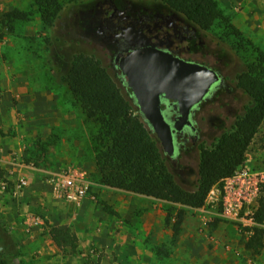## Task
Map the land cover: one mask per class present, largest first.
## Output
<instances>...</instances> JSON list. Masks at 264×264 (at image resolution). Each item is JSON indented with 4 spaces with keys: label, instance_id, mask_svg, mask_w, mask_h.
<instances>
[{
    "label": "rangeland",
    "instance_id": "1",
    "mask_svg": "<svg viewBox=\"0 0 264 264\" xmlns=\"http://www.w3.org/2000/svg\"><path fill=\"white\" fill-rule=\"evenodd\" d=\"M217 1L244 37L264 50V20L259 19L252 28L253 21L243 18L248 12L251 16L255 8L245 9L236 0L231 4ZM13 9L27 12L28 19L2 22L3 13ZM125 10L184 17L194 35L183 42L189 49L180 50V55L214 68L220 76L222 87L208 93L192 113L194 137L178 134L174 155L164 153L170 171L183 187L195 186L199 147L212 144L229 131L250 103V97L237 86L246 58L235 49V43L222 39L221 29H200L162 0H79L63 8L50 30L44 28L34 0H0V181L8 182L9 187L20 179L26 181L16 195L0 190V253L14 264H264V235L262 246L248 248L250 236L237 235L235 221L222 216L219 203H212L222 183L202 206L182 208L111 189L97 181L91 126L84 122L62 78L73 54H94L124 91L112 64L116 46L106 37L104 24L109 14L114 12L118 17ZM166 116L172 119L174 115ZM5 143L8 145L2 146ZM244 163L258 178L264 177V122ZM68 168L81 172L87 182L83 205L71 207L52 192L50 179ZM257 199L250 205L255 209ZM155 203L164 209L163 228L155 234L158 243L151 241L154 228L142 222L152 219L148 209ZM181 209V227L190 232L188 235L202 237L198 230L203 227L211 234L209 240L230 254H182L180 232L173 231L176 213ZM51 226L74 233L76 251L57 247L48 233ZM254 227L264 230V221ZM218 228L224 232L218 233L214 242L211 236ZM226 243L229 249L224 248Z\"/></svg>",
    "mask_w": 264,
    "mask_h": 264
},
{
    "label": "trees",
    "instance_id": "2",
    "mask_svg": "<svg viewBox=\"0 0 264 264\" xmlns=\"http://www.w3.org/2000/svg\"><path fill=\"white\" fill-rule=\"evenodd\" d=\"M76 1L79 0H34V3L44 28L50 30L63 8ZM162 1L202 30L221 29L220 37L231 39L235 49L246 58L245 70L237 76V86L251 101L229 131L223 132L212 144L199 147L193 189L183 187L176 180L158 138L138 111L125 81L123 91L98 57L73 54L62 79L84 122L91 126L95 175L100 184L182 208H198L213 186L220 185L244 164L246 153L264 122V50L244 37L217 0ZM27 19V12L13 9L3 13L1 21L7 24ZM182 218L181 209L173 223L175 233L180 229ZM169 219L166 218L167 223ZM254 219L257 223L264 221V181L259 184ZM48 233L57 247L76 251V236L68 229L51 226ZM263 233L262 228L254 227L246 246H262ZM0 264L14 263L0 253Z\"/></svg>",
    "mask_w": 264,
    "mask_h": 264
},
{
    "label": "water",
    "instance_id": "3",
    "mask_svg": "<svg viewBox=\"0 0 264 264\" xmlns=\"http://www.w3.org/2000/svg\"><path fill=\"white\" fill-rule=\"evenodd\" d=\"M117 67L131 91L134 103L159 140L161 150L173 156L174 134L191 127L192 110L218 81L207 65L141 44L118 60ZM176 104L170 119L161 109L162 100Z\"/></svg>",
    "mask_w": 264,
    "mask_h": 264
},
{
    "label": "flooded vegetation",
    "instance_id": "4",
    "mask_svg": "<svg viewBox=\"0 0 264 264\" xmlns=\"http://www.w3.org/2000/svg\"><path fill=\"white\" fill-rule=\"evenodd\" d=\"M104 15H107V11H105ZM115 15L116 14L113 12L106 17L104 32H108V36L106 35V37L116 46L112 64L123 82L125 81V77L121 75L117 67L118 60L129 53L134 47H138L139 37L142 38V42L141 40L139 42L142 45L146 44L185 59L180 55V50L189 49V45L183 44V42L187 43L194 33L190 32L189 22L185 21L184 17L178 16L175 13H155L152 15L140 11L136 13H126V10L119 12L118 17ZM113 20L114 23H112ZM128 30L133 33L129 34L127 32ZM104 32H102L103 36H105ZM174 41H177V43ZM212 69L219 75L214 68ZM220 87H222V84L218 81L213 85L209 93ZM196 107L191 112V127H186L182 132L175 133L174 141L178 134L187 133L190 137H194L196 130L192 120V113ZM161 109L165 114H173L174 116L172 119L177 115L176 104L171 100H162Z\"/></svg>",
    "mask_w": 264,
    "mask_h": 264
},
{
    "label": "built area",
    "instance_id": "5",
    "mask_svg": "<svg viewBox=\"0 0 264 264\" xmlns=\"http://www.w3.org/2000/svg\"><path fill=\"white\" fill-rule=\"evenodd\" d=\"M263 181L264 177L258 178L257 173L251 171L244 163L231 177L223 179L219 191L216 189L218 196L212 203L221 205L222 216L234 220L237 231L241 234L250 235L253 227L258 224L254 219L255 206L250 205L258 198L259 184ZM50 184L56 198L73 206L81 205L87 197V182L81 172L75 169L68 168L62 175L50 179ZM25 186L24 179H20L11 187L8 182L0 181V190L3 192L10 190L14 195ZM214 188L216 186L211 188L207 196L213 194ZM224 248L229 249L230 246L226 243Z\"/></svg>",
    "mask_w": 264,
    "mask_h": 264
},
{
    "label": "crops",
    "instance_id": "6",
    "mask_svg": "<svg viewBox=\"0 0 264 264\" xmlns=\"http://www.w3.org/2000/svg\"><path fill=\"white\" fill-rule=\"evenodd\" d=\"M221 1L231 4L235 0H221ZM237 2H241L242 4H244L245 9L246 8H248V9L255 8V11H254V13H252L251 16L249 15L250 13L248 12L243 17V18H246L249 23H250V20L253 21L254 25L252 28H254L256 26L255 23L259 22V19L264 20V13L261 12L262 9H264V1L263 0H236V3ZM257 9H258V11H257ZM259 10H260V12H259ZM257 25H260V24H257ZM3 123H4V125H6V123L8 124V122H3ZM5 127H7V126H5ZM6 145H8V144L5 143L2 146H6ZM12 147L14 148L15 146H12ZM1 149H3V147ZM141 196H143V195H141ZM143 197H145V196H143ZM145 198H148V197H145ZM86 201H87V197L84 198L81 205L85 204ZM67 204L71 207H76V206H73L69 203H67ZM152 207H151V209L150 208L148 209L153 214L151 217L152 219H148V220L143 219L142 222L145 226H148V227L151 226L154 228V232L152 233L153 240H151V241L153 243H158L155 234L157 233V235H159L161 232V229L163 228L162 217L164 214V212H163L164 209H162L160 207V204H158V203L153 204ZM223 228H225V227H223ZM223 228L217 229V233H216L217 236L216 235L214 237L211 236V238L214 242H216V239L218 238V233L222 234V232H224ZM233 229L237 235L241 234L236 230L235 227ZM169 231H171V230H169ZM166 232L168 233V229H166ZM178 232H180V235L178 237L179 238L178 241L181 245L180 250L182 251V254H230L229 252H223L222 248H219L216 245V243L214 244L211 240H209L208 236H210L211 234H209V232L206 231V229L203 227H200L198 230V233L201 234L202 237L199 235H198V237H196L195 235L193 236L192 234L188 235L190 232H188L185 229H182L181 225H180V229ZM251 235H252V233L248 236H251ZM205 238L208 240V243L210 245L208 243H205V242H207L205 240ZM222 242H225V241L223 240Z\"/></svg>",
    "mask_w": 264,
    "mask_h": 264
}]
</instances>
